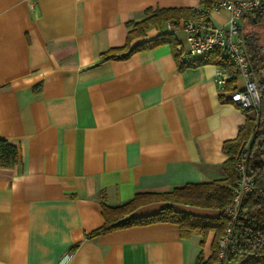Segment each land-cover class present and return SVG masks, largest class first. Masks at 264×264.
Segmentation results:
<instances>
[{
	"label": "crops",
	"instance_id": "obj_1",
	"mask_svg": "<svg viewBox=\"0 0 264 264\" xmlns=\"http://www.w3.org/2000/svg\"><path fill=\"white\" fill-rule=\"evenodd\" d=\"M199 5L0 0V138L20 152L18 163L0 167V264L207 261L213 231L200 245L199 234L183 238L173 222L88 236L103 223L102 195L115 206L136 192L224 176L222 143L236 136L246 115L230 101L231 91L215 83L216 65L179 70L168 44L123 59L102 56L125 45L146 9ZM228 16L223 9L210 11L215 24ZM181 20L173 35L185 46ZM164 30L165 22L150 25L129 46ZM240 85V78L232 82L234 89ZM164 205L218 215L212 208L170 202L144 204L132 215Z\"/></svg>",
	"mask_w": 264,
	"mask_h": 264
},
{
	"label": "trees",
	"instance_id": "obj_2",
	"mask_svg": "<svg viewBox=\"0 0 264 264\" xmlns=\"http://www.w3.org/2000/svg\"><path fill=\"white\" fill-rule=\"evenodd\" d=\"M216 1L199 0L198 7H165L154 10L148 8L144 11L146 16L135 22L128 31L125 45L108 50L102 56L123 59L136 51L168 44L179 70L207 63L230 66L227 58L218 50H212L202 59L186 60L182 56V50L178 48L179 42L167 29L160 31L150 40L129 46L130 40L142 36L144 30L150 25L161 22H171L177 25L180 19L194 16L198 9L211 10ZM261 18H264V13L255 15L256 21ZM255 39L253 35L246 34V45L257 78L259 106L255 111H252V108L243 109L246 115L245 122L239 126L234 138L223 141L222 151L226 155L222 163L224 176L209 181L186 183L161 192H136L132 198L115 206L106 204L104 195H102L100 207L103 223L91 231L88 236L134 224L173 222L178 225L181 237L188 238L194 233L199 234L201 236L200 245H202L208 232L213 231L212 254L207 261L203 262L209 264L216 255L218 240L224 231L226 222L224 209L231 201L232 189L237 178L236 162L242 154L245 159L246 176L253 183V188L240 204L235 226L237 249L232 259L238 264H264V55H262L261 46L255 43ZM232 82L228 81L224 90L232 91L234 89ZM219 98L221 101L227 100L223 94H219ZM19 156V148L14 143L0 138V167L15 165L19 161ZM152 202L181 203L212 208L218 211V215L192 214L176 210L171 205H164L159 211L151 214L132 215L140 206ZM200 259L201 254L199 253L196 258L197 263Z\"/></svg>",
	"mask_w": 264,
	"mask_h": 264
},
{
	"label": "built area",
	"instance_id": "obj_3",
	"mask_svg": "<svg viewBox=\"0 0 264 264\" xmlns=\"http://www.w3.org/2000/svg\"><path fill=\"white\" fill-rule=\"evenodd\" d=\"M223 9L228 12L224 24H215L210 18V11ZM211 10L197 12L191 18L181 20V27L186 32V45H179L186 60L202 59L212 50H218L225 56L230 66L216 65L215 83L223 88L228 81L241 79V85L230 92L229 98L243 109L259 106L257 78L246 45L244 21L247 17L264 13V0H217ZM176 25L167 22L166 29L173 33ZM237 178L232 189V197L224 209L225 226L218 240L216 255L209 264H227L237 249L236 222L240 204L245 195L253 188V183L246 176L245 159L241 154L236 162Z\"/></svg>",
	"mask_w": 264,
	"mask_h": 264
},
{
	"label": "rangeland",
	"instance_id": "obj_4",
	"mask_svg": "<svg viewBox=\"0 0 264 264\" xmlns=\"http://www.w3.org/2000/svg\"><path fill=\"white\" fill-rule=\"evenodd\" d=\"M248 18H250V17H248ZM244 30H245L246 34L253 35L256 38L255 43L257 45L261 46L262 55H264V18H261V20H258L254 23L250 22V21H248V19H246V21L244 23ZM251 110L253 111V109H251ZM252 111H251V113H252ZM227 264H238V262L231 259Z\"/></svg>",
	"mask_w": 264,
	"mask_h": 264
}]
</instances>
